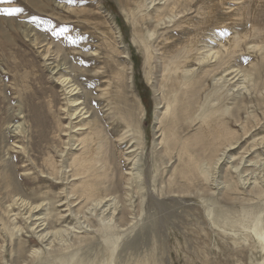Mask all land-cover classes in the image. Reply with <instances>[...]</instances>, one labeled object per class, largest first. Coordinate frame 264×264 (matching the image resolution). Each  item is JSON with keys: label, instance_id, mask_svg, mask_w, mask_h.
I'll use <instances>...</instances> for the list:
<instances>
[{"label": "rangeland", "instance_id": "1", "mask_svg": "<svg viewBox=\"0 0 264 264\" xmlns=\"http://www.w3.org/2000/svg\"><path fill=\"white\" fill-rule=\"evenodd\" d=\"M150 1L0 0V10L22 9L14 16L0 15V264H264V239L253 232L264 230V194L249 190L255 180L264 188V92L255 89V81L264 77V0H154L168 5L165 15L147 6ZM186 7L189 11L178 13ZM173 10L176 16L168 23ZM193 25H205L214 37H206L208 44L223 52L231 38L245 35L235 54H224L226 80L219 79L217 68L204 79L207 67L199 59L186 65L194 70L189 89L201 88L200 104L217 109L226 99L234 144L232 158L219 162L214 178L175 195L166 193L167 181L180 164L176 157L169 163L160 155L156 119L165 110L162 98H172L183 84L180 67L190 30L196 32ZM49 43L75 48L61 68L82 88L94 89L110 82L113 71H126L127 96L144 110L140 168L148 184L143 193L152 189L148 181L157 175L160 198L148 195L143 208L136 206L140 198L134 201L129 190L135 155L130 157L123 144L115 154L117 188L99 186L97 196L104 198L105 188H111L106 199L116 198L123 215L104 212L94 199L83 198L78 184L73 186L68 159L80 147L66 126L68 98L44 55ZM96 72L107 74L100 80ZM89 104L103 116L96 99ZM19 197L38 208L14 204Z\"/></svg>", "mask_w": 264, "mask_h": 264}, {"label": "bare ground", "instance_id": "2", "mask_svg": "<svg viewBox=\"0 0 264 264\" xmlns=\"http://www.w3.org/2000/svg\"><path fill=\"white\" fill-rule=\"evenodd\" d=\"M154 2V0H151L147 6L150 5L149 7L155 9L156 14L165 15V10L168 8V5H166V3L160 5L157 3L156 5ZM186 11H189L187 7L183 8L182 11H178V13L184 14ZM175 16L176 12L173 10L171 15L167 16L168 23H171ZM251 26L254 28V25ZM192 27H194L196 32L193 33V31L190 30L186 46L187 53L184 56L183 65L180 67L184 71L183 84L180 87L179 85L175 87L172 98H162L165 110L160 120L155 118L160 132L159 138H161L158 145H162L161 151H159L160 155L163 156L162 158L164 159L167 158L169 163L176 157L180 164L178 168L173 170L174 172L171 173L167 181L169 188H166V193L175 195L189 192L192 185L199 183L200 180H206L207 182L211 178H214L216 175L215 169L219 162L223 161V159L230 161L232 158L229 153L233 150L234 144L229 122L230 108L225 101L226 99L219 100L217 109L214 105H211V103L207 105L200 104L199 93L201 88L195 87L189 89V85L194 83V70L189 67L187 68L186 65L189 66V63L193 60L199 59L198 64L202 65L204 63L203 67H207V69L203 71L204 79L207 80L208 75L211 74L212 71L210 69L217 68L216 73L220 76L219 79L224 80V73L227 70L222 68L226 66L225 55L231 56L235 54L238 51L240 40L245 37V35H240V37L236 35L231 38L227 48L222 45L223 52L220 49L213 50L208 44L206 37H214L207 32L205 25H193ZM150 35L152 36L153 32H151ZM74 50L75 48L70 47V45L62 46L58 43V45L52 46V43H49L44 53L47 60L50 61V64L53 66L51 70L55 71L57 83L64 88L68 98L64 107L66 108L67 116L70 120L68 119L69 121L66 126L70 131L72 129L74 130L72 133H75V135L72 134L73 137L71 138L79 142L78 146L80 148L78 147L79 149L75 153L70 154L68 159L69 168L71 170L70 177L74 180H72V184L75 187L76 184H78V187L82 190L81 194L83 198L87 201L94 199L93 201H96L95 206L104 208V212L106 210H111V214H115L116 211L119 210L121 215H123L126 211L122 206L120 208L118 207L116 198L106 199V197L111 195L110 189L113 186L115 190L117 188V184L113 181L116 169L114 164L116 156L118 155V145L123 144L127 146V154L130 155V157L133 158L135 155L131 163L130 182L132 183L129 185L131 188L129 190L131 191L130 194L135 193L134 197H136V199L134 201L140 198V202L138 201L139 205L137 203L136 206L141 209L144 197H148L149 195L151 198H154L156 195L157 197L155 198L157 199L163 194L162 190L159 191L158 189L159 192L156 190L155 178L157 175L148 181L151 183L152 189L143 193L145 184H148L146 181L144 183L143 179L145 180L146 176L143 173V169L140 168L146 141L144 138V129L141 124L144 118V110H142L140 106L135 105L134 107L131 103L133 100H130L129 96H127L130 82L123 68L116 72L113 71L112 80L110 82L106 80L101 86L97 83L94 87L95 90L92 86L86 87L84 85L82 88L78 84L79 82L76 83L73 78H70L67 74V69L61 67L68 65L66 61ZM58 54L60 56L62 55L60 60L63 62H58L57 64L55 59L58 58ZM148 58L149 56L147 55V59ZM261 63V67L264 69V62ZM178 68V66L174 68V73H176ZM71 69L70 72H73L74 69ZM97 74L101 75L100 80H102L105 78L107 72H96L94 76H98ZM255 82L257 84L256 87L254 86L255 89L262 88L264 92V77L263 79L259 77V80ZM111 89H115L113 97H118V101L112 97ZM263 92L259 93V96H261ZM88 98H90V100L96 99V102L98 101L101 104L103 116H99L98 112L92 109V105L89 104L90 100ZM74 120L78 121L76 124L73 123L74 125H72L71 121ZM195 123L199 124L196 131L190 136L182 138L183 134ZM56 127L61 131L64 129L61 121L56 122ZM68 136L70 137V134ZM134 141L137 143L135 144L138 149H134L136 147L135 144H133ZM137 150L139 154L136 153ZM138 157L139 159H136ZM48 163L54 164L52 160ZM237 169L238 168L235 167L234 171H237ZM154 172L157 174L159 170L156 168ZM251 183L253 186L249 189L250 192L258 197L263 196L264 188H261L257 180ZM108 184L111 188H105L106 194L104 198H97L98 192L101 190V188L99 189L98 187L102 186L104 189V187H106L105 185ZM247 184L245 183V185ZM134 197L131 196V199ZM110 200L113 202L111 204H106ZM13 202L14 204L27 206L32 210L39 206L33 205L32 208L29 202H26V200L20 197ZM253 232L264 239V230L256 227ZM51 234L54 236L58 235L57 232ZM47 236L48 235H40L39 237L45 239Z\"/></svg>", "mask_w": 264, "mask_h": 264}, {"label": "snow or ice", "instance_id": "3", "mask_svg": "<svg viewBox=\"0 0 264 264\" xmlns=\"http://www.w3.org/2000/svg\"><path fill=\"white\" fill-rule=\"evenodd\" d=\"M4 2H11V0H4ZM70 3L74 2V0H69ZM22 9L21 8H4L2 10H0V15H5V16H14L17 13L21 12ZM35 22V21H33Z\"/></svg>", "mask_w": 264, "mask_h": 264}]
</instances>
